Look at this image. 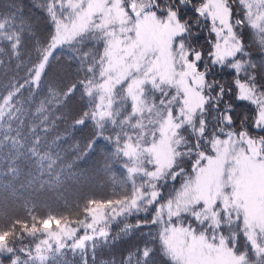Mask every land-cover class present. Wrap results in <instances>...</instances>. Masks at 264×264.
<instances>
[{"label":"snow or ice","instance_id":"1","mask_svg":"<svg viewBox=\"0 0 264 264\" xmlns=\"http://www.w3.org/2000/svg\"><path fill=\"white\" fill-rule=\"evenodd\" d=\"M33 7L41 21L20 0L0 10L7 171L24 155L51 170L37 129L60 121L53 144L79 133L77 159L99 152L125 175L111 198L65 202L76 219L33 201L23 216L0 207V264H68V252L79 264H264V0ZM126 238L119 259H98Z\"/></svg>","mask_w":264,"mask_h":264},{"label":"trees","instance_id":"2","mask_svg":"<svg viewBox=\"0 0 264 264\" xmlns=\"http://www.w3.org/2000/svg\"><path fill=\"white\" fill-rule=\"evenodd\" d=\"M10 3L11 0H0V10L6 9ZM20 3L23 4L26 12L38 21L43 19L41 13L33 7V4H38L39 0H20ZM192 3L197 2L192 0ZM23 74L22 71L19 73L20 76ZM11 75H13L11 71L7 75L0 71V84L5 83ZM27 95L25 93V96ZM27 119L30 123L33 121L39 123V118L35 115L29 114ZM64 127L65 125L57 121L56 127L51 128L50 126V131L47 134L37 129L40 135H46L47 145L53 153V159L56 160L51 170L48 168V161H44V166L41 167L40 161L35 157L24 155L16 160L19 171L13 175L7 171L11 157L6 149L0 150V207L7 208L13 214L23 216L22 205L25 201H33L42 208L44 206L55 208L56 211L76 219L77 217L66 211L63 205L65 202L71 204L78 192L90 190L99 193L98 198H111L110 194L113 191H120V182L124 178L125 170L119 163L112 164V170L108 172L103 168L104 161L99 152L90 153L83 159L76 158L78 153L72 145L81 140L79 133L66 136L56 144L52 143L56 134L64 131ZM100 143L104 145L106 142L101 141ZM23 151L27 152V148ZM57 175H60L61 178L59 182L56 181ZM175 186L178 188L179 183ZM113 230L115 231V228ZM24 243L27 244L29 241L26 239ZM130 243V240L128 242L118 241L114 249L106 248L98 256V259H108L110 256L119 259L120 253L129 247ZM65 259L68 264H79V257L72 252H68Z\"/></svg>","mask_w":264,"mask_h":264},{"label":"rangeland","instance_id":"3","mask_svg":"<svg viewBox=\"0 0 264 264\" xmlns=\"http://www.w3.org/2000/svg\"><path fill=\"white\" fill-rule=\"evenodd\" d=\"M196 2H198V0H195ZM53 227H55L54 225H53Z\"/></svg>","mask_w":264,"mask_h":264}]
</instances>
